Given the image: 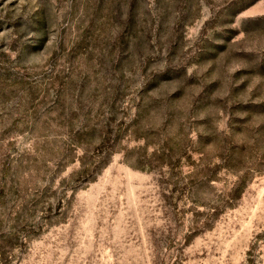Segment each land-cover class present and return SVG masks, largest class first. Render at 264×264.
<instances>
[{
	"label": "rangeland",
	"instance_id": "1",
	"mask_svg": "<svg viewBox=\"0 0 264 264\" xmlns=\"http://www.w3.org/2000/svg\"><path fill=\"white\" fill-rule=\"evenodd\" d=\"M0 264H264V0H0Z\"/></svg>",
	"mask_w": 264,
	"mask_h": 264
}]
</instances>
